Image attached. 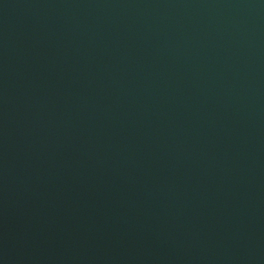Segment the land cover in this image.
Segmentation results:
<instances>
[{"label": "water", "instance_id": "water-1", "mask_svg": "<svg viewBox=\"0 0 264 264\" xmlns=\"http://www.w3.org/2000/svg\"><path fill=\"white\" fill-rule=\"evenodd\" d=\"M0 264H264V0H0Z\"/></svg>", "mask_w": 264, "mask_h": 264}]
</instances>
